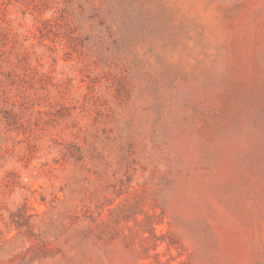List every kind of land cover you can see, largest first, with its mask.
I'll use <instances>...</instances> for the list:
<instances>
[{"label": "rangeland", "instance_id": "1", "mask_svg": "<svg viewBox=\"0 0 264 264\" xmlns=\"http://www.w3.org/2000/svg\"><path fill=\"white\" fill-rule=\"evenodd\" d=\"M0 264H264V0H0Z\"/></svg>", "mask_w": 264, "mask_h": 264}]
</instances>
